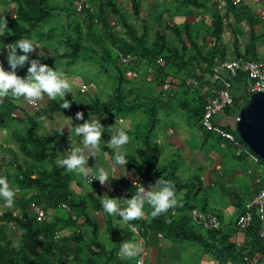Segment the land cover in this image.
<instances>
[{
	"label": "trees",
	"instance_id": "16d2710c",
	"mask_svg": "<svg viewBox=\"0 0 264 264\" xmlns=\"http://www.w3.org/2000/svg\"><path fill=\"white\" fill-rule=\"evenodd\" d=\"M84 1L90 6L91 13L88 10L77 13L75 0H4L5 3L0 4L10 5L12 11L9 13L7 7H2L7 29L0 31V44H10L20 38L34 39L46 52L41 62L64 74H69L77 63H90L96 65L99 74L105 76L107 67L118 65L119 54L127 60H142L146 67L156 71L161 78L169 76L185 86L188 79L185 71L193 63V57L188 56L191 53L186 46L191 48V52L198 51L201 55L195 46L199 39L205 44L206 39L210 38L218 45L223 34V20L226 19L216 9L210 10L208 3L211 0H172V6L165 9V14L169 17H189L191 11H200L202 16L199 23L196 26L187 23L181 27L159 26V30L153 31L140 14L143 0H127L129 13L123 10L120 0ZM219 1L224 3L226 13L232 17L236 26L244 23L250 29L249 43L244 54L237 59L257 60L255 47L264 38L256 36L253 30L261 26L260 18L252 14L243 3L235 4V0L211 2L216 5ZM164 13L157 14L154 19L161 22ZM206 15L210 18L209 25L205 23ZM150 35L153 39L151 42ZM171 38L177 43L176 47L171 44ZM215 48L207 50L202 57L206 64V74L212 73L215 58L223 56L222 50ZM29 58L34 59L36 55L30 54ZM159 61L164 63L163 67L158 65ZM1 62L8 69L6 56H3ZM27 66L18 69L17 75L25 76ZM123 72L124 69H120L118 84L122 83ZM239 77L244 78L242 75ZM65 99L70 102L69 109L60 107L61 99L52 100L47 105V112L100 110L105 113L112 108L113 103L121 101L119 94L114 102L99 99L85 101L84 96ZM245 104L246 100L241 102L233 98L231 107L239 112ZM12 111L6 104H1L0 129L9 130L11 124L16 125V130L11 133L16 151L8 154L9 160L5 156L0 159V175L7 176L10 186H15L19 194L11 208L5 207L0 201V264H130V260L118 254L121 240L114 225L115 222L119 223L120 218L105 213L100 201L90 194L75 195L69 189L75 174L57 167L55 161L60 154L49 147L46 137L39 134L38 124L29 117L23 120L12 118ZM201 115L202 111L199 120ZM226 131L238 139L235 131ZM143 147L145 149H140L138 160L128 159L126 169L139 174L145 182L155 184L159 178L165 179L173 185L178 198L185 186L179 183L173 172L166 177L161 176L162 173L157 169L158 151L149 145L147 137ZM260 162L264 166V162ZM4 167H11L13 173L8 174L3 170ZM118 185L126 192V196L121 197L124 199L134 195L137 189L124 179H120ZM191 195L188 189L184 199L180 198L176 206L156 217L151 216V208L148 207L150 212L146 220L137 219L129 223L139 230L144 240H153L158 236L172 242L199 240L200 236L195 233H212L211 237L214 238L220 231L198 232L192 223L189 216L192 210ZM31 204L49 216L48 223L36 222L30 211ZM173 211L187 212L188 216L175 219L171 215ZM95 213L104 215L102 230L93 218ZM258 229L259 224L253 221L251 227L243 233L251 238V252H257L264 258V243L257 237ZM55 233L61 235L58 240L54 239ZM251 252L247 254L249 259L254 256ZM220 259L233 264H246L230 246L226 247V253Z\"/></svg>",
	"mask_w": 264,
	"mask_h": 264
},
{
	"label": "crops",
	"instance_id": "0c3cea01",
	"mask_svg": "<svg viewBox=\"0 0 264 264\" xmlns=\"http://www.w3.org/2000/svg\"><path fill=\"white\" fill-rule=\"evenodd\" d=\"M254 1L239 0L238 4L243 3L252 14L260 18L262 24L258 27L264 31V13L261 16L259 11L249 4L252 2L254 5ZM120 2L123 10L129 13L127 0H120ZM210 2L208 3L210 10L216 9L221 17L226 18L223 20V34L218 45H215L213 39L210 38L206 39L205 44L201 39L196 41L195 46L201 51V55L198 51L192 50L191 52V48L186 46L191 53L188 56L193 57V63L185 71L188 78L185 81V86H181L169 76L161 78V75L156 71L146 67L142 60L130 59L128 65H123L120 63L118 54V65L107 67L105 84L97 82L95 77L88 81L81 80L78 75L71 72L65 74L72 84L71 94L65 97L76 99L84 96L85 101L99 99L114 102L119 94L122 102L113 103L112 108L105 113L100 110L96 112L67 110L65 113H48L47 105L50 101L60 100V98L43 97L39 100L38 111L27 107L22 100L17 102L11 97L0 98V106L6 104L13 109L12 118L23 120L25 117H29L34 119V122L39 126V134L46 137L49 147L61 152L60 155H63L62 153L70 147L79 146V138L69 132L68 128H65L62 134L55 132L64 122V118H71L73 126H75L83 123V121L75 120L77 112L83 113L84 119H88L89 113H94L103 126H113V130L123 122L127 125L130 137L129 144L125 146L128 159L138 160L140 149H145L143 147L144 139L147 137L149 145L158 151L157 169L162 173L161 176L166 177L170 172H173L179 183L185 186L184 190L180 192L178 200L185 198L188 189L192 192L190 203L192 210L189 214L191 221L192 211L210 213L219 219L221 231L214 238L211 237L212 233H195L196 236H200L199 240L183 242H172L158 236L153 240L141 238V243H139V240L126 225L115 222L114 229L118 232L121 243L125 240H132L138 243L142 249L136 258L127 259L130 260V264H134L139 257L142 258L143 264H233L220 259L226 253L227 246L232 247L240 258L247 257V254L252 251L251 238L247 233L235 229V221L244 205L262 188L264 173L259 165L253 164L244 154L232 148L216 135L203 132L199 126V114L208 97V90L213 86L212 73L214 69L218 64L236 59L244 54V49L250 40V29L244 23L236 26L232 17L226 13L223 2H217L214 8H211ZM172 3V0L142 1L140 14L148 23L149 28L157 31L159 26L162 28L166 25L181 27L183 23L196 26L199 23L202 16L200 11H191L189 17H169L164 11L172 6ZM2 7L4 9L7 7L8 12L11 13L10 5L0 4V17L3 13ZM162 13H164L162 20L158 23L154 17ZM209 21L210 18L206 15L205 23L209 25ZM257 29L255 27L253 31L256 32ZM166 35L170 36V33L166 32ZM256 36L264 38L263 33H258ZM152 40L150 35L149 41ZM170 42L174 47L177 46L173 38L170 39ZM212 47L221 49L223 56L215 58L216 64L212 73L206 74V64L202 57ZM255 50L257 60H259V56L264 54V39L257 43ZM40 51L43 56L46 54L40 46V49H37L33 55ZM3 56H6V52L0 54V65H2ZM163 64L162 61L158 62L160 67H163ZM120 69H124V72L122 83L118 84L117 77H120ZM219 76L223 81L230 83L233 98L239 99L241 102L249 98L246 96L248 88L246 79L238 77L232 80L224 71H220ZM82 88H84L83 91H81ZM237 115L238 112L235 108L230 107L223 115L214 119V124L223 131H235ZM15 130L16 125L14 124H11L9 130L0 129V159L5 156V159L9 160L8 154L15 153L16 146L11 135ZM101 139L107 143L110 137L107 133H102ZM100 148L101 152L98 154L96 165L107 166L111 162L112 150L103 142ZM104 153L108 155L105 156ZM94 164L95 159L89 158L87 166L92 167ZM3 170L8 174H12L14 171L11 167H4ZM109 178L112 179L111 176ZM120 179H124L132 186L138 187L137 184H140L146 190L149 185H154L151 182L143 181L140 175L132 170L120 167L115 178L104 186L99 181H93L90 185H93L94 189L87 191L82 187L86 181L75 175V180L70 183L69 189L75 195L90 194L99 201L105 195L109 198H121L126 196V192L118 185ZM149 212L148 206L145 205V215L140 219L146 220ZM171 215L175 219H181L187 217L188 213L173 211ZM93 218L102 230L105 222L104 215L95 213ZM197 229L198 232L203 230L199 227ZM100 234L102 235V233ZM251 253L254 255L252 260L264 262V258L257 252Z\"/></svg>",
	"mask_w": 264,
	"mask_h": 264
},
{
	"label": "clouds",
	"instance_id": "9594fccd",
	"mask_svg": "<svg viewBox=\"0 0 264 264\" xmlns=\"http://www.w3.org/2000/svg\"><path fill=\"white\" fill-rule=\"evenodd\" d=\"M4 29H7V21L0 17V31ZM37 49H40L38 42L31 38H20L6 45L0 44V54L6 52L8 65L7 70L0 65V98L11 97L17 102L22 99L31 105H35L45 96L49 99L60 98V107L69 109L70 102L65 96L71 94L72 84L62 71L41 62V51L36 53V58L30 59V54ZM26 64V74L20 77L17 70L23 69ZM75 120L83 123L73 126L71 118H64V122L55 132L62 134L63 130L68 128L69 132L79 138V146L70 147L62 153L63 155H58L55 163L57 167L78 175L88 184L99 181L104 186L115 178L118 168H125L129 162L125 149L130 142L127 125L121 122L113 130V126H103L94 113H89L88 119H84L83 113L77 112ZM102 133H107L110 137L107 143L101 139ZM102 142L112 150L111 162L107 166L96 165ZM89 158L95 159L92 167L87 166ZM137 185L135 194L130 198H109L107 195L100 198L104 212L109 216L119 217V223L127 225L129 229L132 227L129 222L145 215V205L151 208V216L156 217L176 206L178 202L173 185L165 179L159 178L154 185H149L147 190L140 184ZM17 191L15 186H10L7 176L0 175V201L5 207L11 208L14 205ZM141 251L138 243L125 240L120 243L118 254L126 259H134ZM136 264H139V260Z\"/></svg>",
	"mask_w": 264,
	"mask_h": 264
},
{
	"label": "built area",
	"instance_id": "2783aa9c",
	"mask_svg": "<svg viewBox=\"0 0 264 264\" xmlns=\"http://www.w3.org/2000/svg\"><path fill=\"white\" fill-rule=\"evenodd\" d=\"M238 3L239 0H235V4ZM74 7L77 13H81L83 10H88L90 13L92 12L90 6L86 4L84 0H75ZM119 58L121 64L128 65L129 60L122 58L120 55ZM220 71L226 72L228 77L232 80L237 79L240 75H242L248 82V88L246 89L247 97L254 94L264 93V54L259 60L245 61L236 58L218 64L212 73L213 86L208 90V97L204 103L202 115L199 121L200 129L203 132L214 134L227 142L232 148L248 157L253 164L259 165L264 173V166L261 164V160L256 155L251 153L231 133L223 131L214 124V119L217 116L223 115L227 108L231 107L233 104L231 85L229 82L223 81L220 78ZM83 90L84 88L81 89V91ZM22 101L32 110H39V100L35 103V105L28 104L24 100ZM18 194L19 192L17 191L16 196H18ZM63 208L66 209L65 206H63ZM30 211L37 223L44 224L49 222V216L35 205H30ZM191 214L192 221L197 227L206 231H221L219 219L214 215L198 211H192ZM253 221H257L259 224L257 237L262 243H264V182L262 188L249 202L244 205L242 213L235 221V229L239 232H244L251 227ZM126 227L129 229L127 225ZM129 230L139 240V243H141L142 239L138 230L133 226ZM60 237V233L54 234L55 240H58ZM137 260H139V264H143L141 257ZM243 260L246 264H264V262L254 261L248 257H243ZM136 261L134 264H136Z\"/></svg>",
	"mask_w": 264,
	"mask_h": 264
},
{
	"label": "water",
	"instance_id": "95a60500",
	"mask_svg": "<svg viewBox=\"0 0 264 264\" xmlns=\"http://www.w3.org/2000/svg\"><path fill=\"white\" fill-rule=\"evenodd\" d=\"M238 140L264 162V93L251 95L237 115Z\"/></svg>",
	"mask_w": 264,
	"mask_h": 264
},
{
	"label": "rangeland",
	"instance_id": "374dc122",
	"mask_svg": "<svg viewBox=\"0 0 264 264\" xmlns=\"http://www.w3.org/2000/svg\"><path fill=\"white\" fill-rule=\"evenodd\" d=\"M4 0H0V3H5L3 2ZM251 6H254L255 9L257 11H259V13L261 14V16L264 13V2L263 0H256L254 1V5L252 4V2L249 3ZM211 8H214L215 4H212V2H210ZM258 28V29H257ZM256 34H264V31L262 30L261 27H256ZM263 56H259V58L261 59ZM71 73L76 74L79 76V78L81 80H90L93 79L94 77L96 78V81L98 82H103L105 84V76L102 74H99V69L97 66L93 65V64H88V63H77V65L70 70ZM102 98V97H101ZM84 182V180H83ZM85 190L87 191H92L94 188L93 185L87 184L86 182L83 183L82 186Z\"/></svg>",
	"mask_w": 264,
	"mask_h": 264
}]
</instances>
